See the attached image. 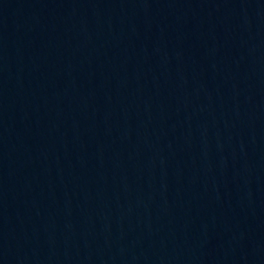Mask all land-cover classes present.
Here are the masks:
<instances>
[{"label": "water", "instance_id": "1", "mask_svg": "<svg viewBox=\"0 0 264 264\" xmlns=\"http://www.w3.org/2000/svg\"><path fill=\"white\" fill-rule=\"evenodd\" d=\"M0 264H264V0H0Z\"/></svg>", "mask_w": 264, "mask_h": 264}]
</instances>
